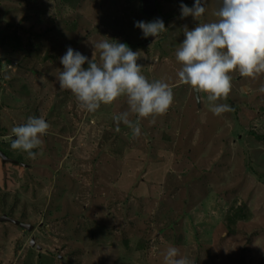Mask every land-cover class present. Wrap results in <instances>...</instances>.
I'll use <instances>...</instances> for the list:
<instances>
[{"label": "rangeland", "instance_id": "1", "mask_svg": "<svg viewBox=\"0 0 264 264\" xmlns=\"http://www.w3.org/2000/svg\"><path fill=\"white\" fill-rule=\"evenodd\" d=\"M181 3L193 0H0V216L18 223H0V264H163L169 246L192 264H264V74L230 73L215 103L233 110L213 115L205 93L179 83L175 50L185 26L218 19L220 0L196 20ZM156 18L166 30L155 39L134 27ZM103 37L172 88L138 136L115 131L126 97L88 113L59 87L67 47L99 62ZM29 116L49 124L34 159L10 147Z\"/></svg>", "mask_w": 264, "mask_h": 264}, {"label": "clouds", "instance_id": "2", "mask_svg": "<svg viewBox=\"0 0 264 264\" xmlns=\"http://www.w3.org/2000/svg\"><path fill=\"white\" fill-rule=\"evenodd\" d=\"M207 0H193L191 7L181 3V18L194 20L206 11ZM214 22L198 23L189 30L184 27L183 40L175 50L180 67L176 75L179 83L195 92L206 94L213 115L231 112L227 103H215L226 98L231 90L233 71L241 77L255 78L264 74V0H220ZM143 37L154 39L164 32L163 21L134 22ZM99 62L67 47L59 57L63 66L58 84L75 97L80 109L94 113L101 104H110L118 97H126L127 110L112 117L116 123L130 129L133 136L140 135L142 118L163 114L173 102L172 88L162 80L149 81L141 74L137 63L139 51L125 43L103 37L93 45ZM93 57V56H92ZM86 65V66H85ZM259 92L264 93V84ZM134 114L135 119L130 115ZM49 124L43 117L29 116L20 125L13 126L10 147L35 158ZM163 264H192L175 246L163 254Z\"/></svg>", "mask_w": 264, "mask_h": 264}, {"label": "water", "instance_id": "3", "mask_svg": "<svg viewBox=\"0 0 264 264\" xmlns=\"http://www.w3.org/2000/svg\"><path fill=\"white\" fill-rule=\"evenodd\" d=\"M142 2H143V5H144V9L146 10L148 8V6H150V5L152 6L153 5L154 0H142ZM0 157H1L3 162L9 161V158L6 157V155L3 152H1V151H0ZM3 222H11V223H13L15 225L18 224L17 221H15L14 219H12V218H10L8 216H0V223H3ZM20 226L25 227L27 229H30V226L26 225V224H20Z\"/></svg>", "mask_w": 264, "mask_h": 264}, {"label": "bare ground", "instance_id": "4", "mask_svg": "<svg viewBox=\"0 0 264 264\" xmlns=\"http://www.w3.org/2000/svg\"><path fill=\"white\" fill-rule=\"evenodd\" d=\"M152 7V6H151Z\"/></svg>", "mask_w": 264, "mask_h": 264}]
</instances>
